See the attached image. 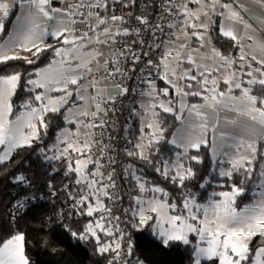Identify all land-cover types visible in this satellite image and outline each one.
<instances>
[{
  "label": "snow or ice",
  "instance_id": "1",
  "mask_svg": "<svg viewBox=\"0 0 264 264\" xmlns=\"http://www.w3.org/2000/svg\"><path fill=\"white\" fill-rule=\"evenodd\" d=\"M0 37V264H35L25 215L96 264H145L146 228L193 264H264V0H0ZM21 151L43 179L8 171Z\"/></svg>",
  "mask_w": 264,
  "mask_h": 264
},
{
  "label": "trees",
  "instance_id": "2",
  "mask_svg": "<svg viewBox=\"0 0 264 264\" xmlns=\"http://www.w3.org/2000/svg\"><path fill=\"white\" fill-rule=\"evenodd\" d=\"M16 14V13H15ZM13 17L10 19L13 21ZM10 26L6 24V29L9 30ZM19 64L20 62H13ZM3 66H0L2 68ZM27 67V66H25ZM170 124L174 123L176 126L177 121H172L169 118ZM55 127V122L53 128ZM53 129L50 128L49 134H52ZM15 163L9 162L7 167L8 171H15L22 166L26 167L31 165L30 174L36 175L38 178L43 179L42 172L36 167L34 161L35 156L27 151H21L18 156L14 157ZM208 153L205 151V164L193 165L198 170V175L205 173L208 165ZM61 177H57L53 183H59ZM199 181H194L195 185ZM236 182L234 177L231 181L225 178L217 177L212 186L206 191L205 189L193 188L198 191L201 196V202H204L207 195L213 190L215 191H228V184ZM218 184H223L225 187H218ZM163 186V185H162ZM250 187L248 183L245 185ZM14 189L8 179L0 177V227H6L10 222V215L12 209V195L15 193ZM251 191L246 193L244 197L238 200V205L242 208L245 204L251 203ZM20 214L18 213L17 216ZM13 227H18L28 234L31 242V258L35 264H96L100 259L94 254L93 249L71 238L62 229L56 228L54 231L50 230V226L42 223V218H37L32 215H25L23 219H18L13 223ZM135 240L138 245L137 255L145 262V264H193L189 259L191 249H185L184 246L176 245L164 247L158 239H156L150 232V229H144L142 232L135 234Z\"/></svg>",
  "mask_w": 264,
  "mask_h": 264
},
{
  "label": "crops",
  "instance_id": "3",
  "mask_svg": "<svg viewBox=\"0 0 264 264\" xmlns=\"http://www.w3.org/2000/svg\"><path fill=\"white\" fill-rule=\"evenodd\" d=\"M16 14L18 15V13H16ZM12 23H15L14 18H13ZM9 30H10V28H9ZM4 39H6V37H0V43H2ZM177 122H178L177 126H179V121H177Z\"/></svg>",
  "mask_w": 264,
  "mask_h": 264
},
{
  "label": "built area",
  "instance_id": "4",
  "mask_svg": "<svg viewBox=\"0 0 264 264\" xmlns=\"http://www.w3.org/2000/svg\"><path fill=\"white\" fill-rule=\"evenodd\" d=\"M134 239H135V234H134ZM136 241V240H135Z\"/></svg>",
  "mask_w": 264,
  "mask_h": 264
}]
</instances>
